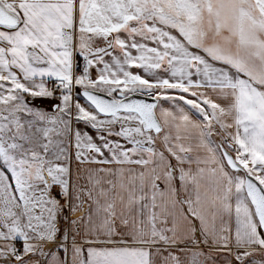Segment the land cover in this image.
Masks as SVG:
<instances>
[{"label": "snow or ice", "instance_id": "1", "mask_svg": "<svg viewBox=\"0 0 264 264\" xmlns=\"http://www.w3.org/2000/svg\"><path fill=\"white\" fill-rule=\"evenodd\" d=\"M0 264H264V0H0Z\"/></svg>", "mask_w": 264, "mask_h": 264}]
</instances>
